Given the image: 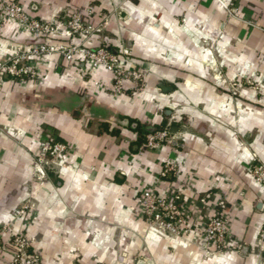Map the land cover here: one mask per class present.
Here are the masks:
<instances>
[{
	"label": "crops",
	"instance_id": "0c3cea01",
	"mask_svg": "<svg viewBox=\"0 0 264 264\" xmlns=\"http://www.w3.org/2000/svg\"><path fill=\"white\" fill-rule=\"evenodd\" d=\"M228 1L234 16L217 0H18L39 20L90 9L84 18L98 27L92 48H127L137 69H149L142 92L127 83L121 94L103 67L87 73L83 61L56 54L38 63L39 79L3 74L0 223L28 207L25 234L40 264H264V189L246 171L254 154L264 160V0ZM37 42L4 23L0 62ZM243 77L260 80V88ZM80 101L131 122L177 121L169 125L177 131L148 149L134 129L83 115ZM101 122L117 135L100 131ZM45 133L68 144L69 157L63 167H45L37 189L34 165ZM167 162L175 173L161 177ZM148 189L177 196L189 233L148 229L139 204ZM216 214L228 219L231 249L212 257L201 234ZM9 263V252L0 251V264Z\"/></svg>",
	"mask_w": 264,
	"mask_h": 264
},
{
	"label": "built area",
	"instance_id": "2783aa9c",
	"mask_svg": "<svg viewBox=\"0 0 264 264\" xmlns=\"http://www.w3.org/2000/svg\"><path fill=\"white\" fill-rule=\"evenodd\" d=\"M217 1L229 15L234 16L236 8L231 2ZM84 14L90 16L91 10L84 9L83 12L79 9L71 10L62 21L39 20L27 14L18 0H0V29L4 23L12 22L38 37V42L22 53L8 61L0 62V81L5 73L19 82L39 79L41 77L38 63L56 54L68 63L83 61L88 68L87 73L103 67L111 73L112 91L116 94L123 93L127 83L133 85L135 93L142 92L149 69H137L128 57L127 48H123L120 54L112 53L105 46L92 48V37L98 27L85 19ZM60 39L67 42L59 41ZM169 138V129H156L154 132L144 134V146L154 149L162 146ZM68 157V144L58 141L51 133L40 136L34 165L37 189L45 184V167H63L68 162ZM246 171L251 179L264 189V160L254 154ZM170 173H175V167L171 162H167L160 176L166 177ZM139 204L150 231L177 238L190 232L187 217L177 202V196L158 195L155 190L148 189L139 197ZM27 208L26 205L19 206L13 211L9 222L0 223V251L9 252V264H40L38 255L30 251L25 234L23 217ZM19 222L20 227L17 226ZM260 231L263 235L264 223ZM228 233V219L222 214L212 216L204 224L201 234L203 246L210 244L212 248L207 250L203 246L202 248L212 257L217 253L229 252L231 247L227 242ZM5 234L6 240L3 238ZM256 255L259 256V253Z\"/></svg>",
	"mask_w": 264,
	"mask_h": 264
},
{
	"label": "water",
	"instance_id": "95a60500",
	"mask_svg": "<svg viewBox=\"0 0 264 264\" xmlns=\"http://www.w3.org/2000/svg\"><path fill=\"white\" fill-rule=\"evenodd\" d=\"M81 103L78 105L81 113L85 116H95V117H99V118H106L107 120H109L110 122H113L119 126L122 127H129L131 129H136L138 123L137 122H131L128 118L124 117V118H120L119 116H107V114L102 111L101 109H87L86 106L84 105L83 101H80ZM142 131L146 132V133H151L156 131V127L154 125H150V124H143V126L141 127ZM177 131V127L176 126H172L170 127V132L171 133H175Z\"/></svg>",
	"mask_w": 264,
	"mask_h": 264
},
{
	"label": "trees",
	"instance_id": "16d2710c",
	"mask_svg": "<svg viewBox=\"0 0 264 264\" xmlns=\"http://www.w3.org/2000/svg\"><path fill=\"white\" fill-rule=\"evenodd\" d=\"M137 123H138L137 128L134 129V131L138 135L137 142L139 144H141V143L144 144V134H146V132L142 131V129H141V127L143 126V124H141L140 122H137ZM177 123H178L177 121H172L171 124L170 123L168 124V121L167 120H163L160 123L154 124V126L156 127L157 130H161V129H164V128L169 129V125L177 124ZM100 131H104V132H107V133H110V134H113V135H117V133H118V130L117 129L111 128L109 126V124L106 123V122H101V124H100Z\"/></svg>",
	"mask_w": 264,
	"mask_h": 264
},
{
	"label": "rangeland",
	"instance_id": "374dc122",
	"mask_svg": "<svg viewBox=\"0 0 264 264\" xmlns=\"http://www.w3.org/2000/svg\"><path fill=\"white\" fill-rule=\"evenodd\" d=\"M242 79H245V83H247V84H251L250 86H253V88L254 87H258V88H260L259 87V85L257 84V83H259L260 82V80H258L257 82H255L254 80H253V78L251 79V78H245V77H243ZM263 81V80H262ZM263 83V82H262ZM256 85V86H255ZM261 96L262 97H258V101L259 100H263L264 99V92H262V94H261ZM258 103H263V102H258Z\"/></svg>",
	"mask_w": 264,
	"mask_h": 264
}]
</instances>
